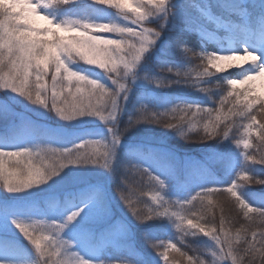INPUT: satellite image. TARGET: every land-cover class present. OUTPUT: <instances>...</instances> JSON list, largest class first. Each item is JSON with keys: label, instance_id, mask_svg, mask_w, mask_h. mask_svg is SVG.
Segmentation results:
<instances>
[{"label": "snow or ice", "instance_id": "obj_1", "mask_svg": "<svg viewBox=\"0 0 264 264\" xmlns=\"http://www.w3.org/2000/svg\"><path fill=\"white\" fill-rule=\"evenodd\" d=\"M253 185L264 0H0V264H264Z\"/></svg>", "mask_w": 264, "mask_h": 264}, {"label": "trees", "instance_id": "obj_2", "mask_svg": "<svg viewBox=\"0 0 264 264\" xmlns=\"http://www.w3.org/2000/svg\"><path fill=\"white\" fill-rule=\"evenodd\" d=\"M85 67H89V66L85 65ZM173 142H176L175 138H173ZM178 146H180L185 151H191L193 153H195V151H197L199 147L197 144H190V145L179 144ZM134 179L138 180L139 178L134 177ZM209 186H212V185H209ZM252 187H253V190L256 191L257 193L264 191V186L253 185ZM224 214H225L226 220L230 221V224L226 226L230 227L233 233H235V230L239 228L241 225H246V226L248 225V222L244 220L242 213L238 214L237 211L233 208V206L230 203L226 202V206L224 208ZM208 220L211 221V217H208ZM218 222H219V213H217L216 223L218 224ZM188 243L190 246H193V247L198 246L199 244V242H193L191 239H189Z\"/></svg>", "mask_w": 264, "mask_h": 264}, {"label": "rangeland", "instance_id": "obj_3", "mask_svg": "<svg viewBox=\"0 0 264 264\" xmlns=\"http://www.w3.org/2000/svg\"><path fill=\"white\" fill-rule=\"evenodd\" d=\"M51 123V122H50ZM225 206H226V203L224 204V208H225Z\"/></svg>", "mask_w": 264, "mask_h": 264}]
</instances>
